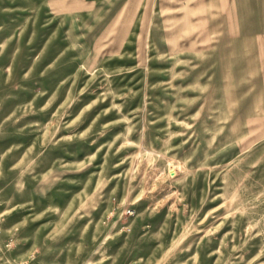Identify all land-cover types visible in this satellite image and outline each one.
I'll return each instance as SVG.
<instances>
[{
  "label": "rangeland",
  "instance_id": "1",
  "mask_svg": "<svg viewBox=\"0 0 264 264\" xmlns=\"http://www.w3.org/2000/svg\"><path fill=\"white\" fill-rule=\"evenodd\" d=\"M0 264H264V0H0Z\"/></svg>",
  "mask_w": 264,
  "mask_h": 264
},
{
  "label": "crops",
  "instance_id": "2",
  "mask_svg": "<svg viewBox=\"0 0 264 264\" xmlns=\"http://www.w3.org/2000/svg\"><path fill=\"white\" fill-rule=\"evenodd\" d=\"M211 2H212V0H210ZM225 1H227V0H225ZM229 1V0H228ZM238 1V0H237Z\"/></svg>",
  "mask_w": 264,
  "mask_h": 264
}]
</instances>
